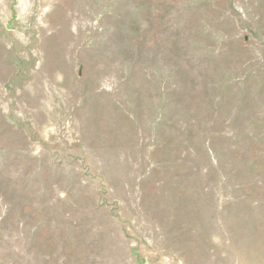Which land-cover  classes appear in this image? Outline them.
<instances>
[{
    "label": "rangeland",
    "instance_id": "374dc122",
    "mask_svg": "<svg viewBox=\"0 0 264 264\" xmlns=\"http://www.w3.org/2000/svg\"><path fill=\"white\" fill-rule=\"evenodd\" d=\"M0 264H264V0H0Z\"/></svg>",
    "mask_w": 264,
    "mask_h": 264
}]
</instances>
